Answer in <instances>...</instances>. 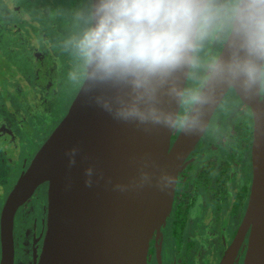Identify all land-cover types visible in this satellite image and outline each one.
Listing matches in <instances>:
<instances>
[{"label": "water", "instance_id": "obj_1", "mask_svg": "<svg viewBox=\"0 0 264 264\" xmlns=\"http://www.w3.org/2000/svg\"><path fill=\"white\" fill-rule=\"evenodd\" d=\"M97 3L93 0L92 25ZM238 6L172 142L193 49L183 65L154 82V91L94 77L87 65L66 114L4 201L0 264H13L15 210L43 181L48 182V214L35 264H146L149 238L170 210L181 164L229 89L253 114L252 175L239 231L250 230L241 264H264V95L259 98L260 75L248 86L227 68L245 55L237 34ZM257 63L262 68L263 61ZM134 109L136 114H129ZM240 240L238 233L219 264H232Z\"/></svg>", "mask_w": 264, "mask_h": 264}, {"label": "flooded vegetation", "instance_id": "obj_2", "mask_svg": "<svg viewBox=\"0 0 264 264\" xmlns=\"http://www.w3.org/2000/svg\"><path fill=\"white\" fill-rule=\"evenodd\" d=\"M60 1L65 9L59 17L61 11L51 12L53 0H0V212L19 176L66 114L86 75L88 64L77 55L74 41L92 26L93 0ZM238 2L206 0L195 39L214 27L212 35L215 41L221 40V49ZM34 6L44 11L47 30ZM82 8L85 17L76 19L74 14ZM56 19L67 26V32L54 37ZM188 76L189 72L171 142L190 108L181 115L191 92ZM67 91L71 92L68 101ZM258 92L261 98V75ZM58 98L63 99L59 111ZM252 133L250 107L229 89L181 164L170 210L149 238L146 264H219L238 233L241 240L232 264H241L250 230L239 231L252 175ZM47 189V181L39 183L15 210L13 264L38 261L47 224Z\"/></svg>", "mask_w": 264, "mask_h": 264}, {"label": "clouds", "instance_id": "obj_3", "mask_svg": "<svg viewBox=\"0 0 264 264\" xmlns=\"http://www.w3.org/2000/svg\"><path fill=\"white\" fill-rule=\"evenodd\" d=\"M203 12V0H98L95 23L75 39V51L94 77L154 91L188 60ZM236 22L245 55L227 68L250 86L264 76L257 63L264 61V0H239Z\"/></svg>", "mask_w": 264, "mask_h": 264}, {"label": "rangeland", "instance_id": "obj_4", "mask_svg": "<svg viewBox=\"0 0 264 264\" xmlns=\"http://www.w3.org/2000/svg\"><path fill=\"white\" fill-rule=\"evenodd\" d=\"M53 1L55 2H53V6H50V7L52 10L51 12L54 13V15L58 14L61 10L65 9L62 3L63 1H60V0H53ZM36 9L38 10V12ZM33 10L36 13L35 15L38 17V19L43 23V25H45L44 27L42 26V28L47 30V26L49 24L47 22L45 23L42 18L44 11L39 6H34ZM62 12L63 11L59 13L58 15L59 17L60 15H62ZM85 14H86V10L82 8L81 10L77 11L74 14V17L76 19H82V17H85ZM55 26L57 28L56 30H53L54 37L58 34V32H62V31L67 32V26H63L62 23L60 24V21L58 19H56L55 21ZM213 28L214 27H211L209 32H207L206 34H198L194 41L195 46L192 52V60H191L189 76H188V86L191 87V92L189 95V101L183 103L181 106V110H180L181 115L192 104V100H194L201 85L205 81L208 75V72L216 58L217 52L220 49L219 45H220L221 40L215 41L214 34L216 33V30L214 32ZM212 33L214 34L212 35ZM70 94L71 92L67 91V101L69 100V97L71 96ZM60 98H58L59 100L58 107H57L58 111L61 109L62 102H63V99L60 100ZM223 105H225V103L222 104L221 106Z\"/></svg>", "mask_w": 264, "mask_h": 264}]
</instances>
